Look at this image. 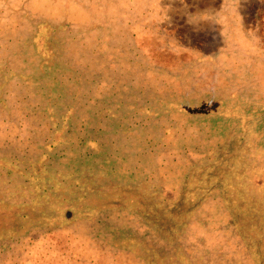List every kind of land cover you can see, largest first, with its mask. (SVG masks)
<instances>
[{
	"label": "trees",
	"instance_id": "16d2710c",
	"mask_svg": "<svg viewBox=\"0 0 264 264\" xmlns=\"http://www.w3.org/2000/svg\"><path fill=\"white\" fill-rule=\"evenodd\" d=\"M163 1L179 5L177 26L163 33V27L157 28L162 38L136 36L134 45L136 61L153 71L175 72L171 67L178 64L180 71L200 63L219 65L225 54L240 51L230 43L231 24L247 29L251 38L264 35L263 13L259 8L232 13L229 6L236 0ZM70 28L39 22L17 43L21 52L15 59V53L0 59V118L7 119L6 125L24 117L33 122L28 144L22 145L16 135L3 136L0 142V264L8 254L9 264L26 262L29 258L22 252L33 242L81 227L97 245L131 255L139 264H179L175 236L187 227V217L197 206L192 192L200 171L202 182L215 178L217 157L184 154V167L168 182L152 161L161 148H145V141L135 140L149 124L161 142L177 133L171 120L159 126L158 113L196 118L205 110L175 106L177 101L169 99L150 106L146 94L139 101L101 98V106H95L99 97L89 102L94 94L84 92L83 75L68 64L66 46L75 39L66 34ZM65 70L70 78L63 75ZM17 86L30 88L29 94H11ZM117 115L131 116V123L117 120ZM249 201L254 203L249 208L263 206L256 198Z\"/></svg>",
	"mask_w": 264,
	"mask_h": 264
},
{
	"label": "rangeland",
	"instance_id": "374dc122",
	"mask_svg": "<svg viewBox=\"0 0 264 264\" xmlns=\"http://www.w3.org/2000/svg\"><path fill=\"white\" fill-rule=\"evenodd\" d=\"M245 1L243 10L258 8L264 0ZM177 21L179 5H166L163 0H0V59L12 53L15 59L21 52L17 43L37 23H65L71 26L67 36L75 37L66 46L68 64L83 75L84 92L94 94L89 102L99 97L95 106L100 107L103 98L109 102L116 98L139 101L146 94L150 106L156 107L164 99L177 101L175 106L203 108L205 111L196 118L176 112L158 113L159 126L171 120L177 133L161 142L156 128L149 124L144 135L137 133L135 140L145 141V148H161V154L152 161L168 182L175 178L179 166L184 167V154L217 157L215 178L202 182V170L197 177L199 182L192 192L197 206L187 217V227L175 236L173 246L179 253L175 261L264 264V52L235 50L219 59L220 69L215 62H208L193 70L189 67L180 71L178 64L171 67L175 72H163L136 61V36L162 38L159 29L163 27L162 33L174 29ZM217 41L224 43L221 38ZM20 63L15 62L13 68ZM63 75L70 78L67 70ZM26 90L29 94L30 88L17 86L11 94ZM211 106L214 108L208 111L206 107ZM136 117L146 124L147 120ZM116 119L131 123V116L117 115ZM18 121L23 126L17 125ZM6 123L7 119L1 117L0 142L6 139L3 136L12 139L16 135L23 140L22 145L28 144L26 135L33 122L24 117ZM261 183L260 188H254ZM252 197L263 206L249 208L254 204L249 201ZM85 230L64 228L46 235L22 252L29 259L21 264H139L131 255L97 245ZM11 258L6 255L2 264H9Z\"/></svg>",
	"mask_w": 264,
	"mask_h": 264
},
{
	"label": "crops",
	"instance_id": "0c3cea01",
	"mask_svg": "<svg viewBox=\"0 0 264 264\" xmlns=\"http://www.w3.org/2000/svg\"><path fill=\"white\" fill-rule=\"evenodd\" d=\"M245 4H246L245 0H242V1L236 0V3L230 5L229 9H231L232 13L239 11V12H242L243 14H245L248 11L245 9L243 10ZM258 8L263 13V17H264V1L260 4V6ZM229 28L231 29L230 35L232 38L230 43L238 46V48H240L241 51L245 50L247 52H251V51H254L255 49H258L259 51L264 52V35H263L264 31H261V33H260L263 36L259 35V37H257V38H251L248 36V30L242 26L234 27L233 24H231ZM240 28H242V29L239 30Z\"/></svg>",
	"mask_w": 264,
	"mask_h": 264
}]
</instances>
